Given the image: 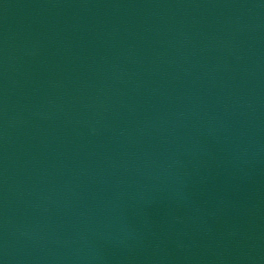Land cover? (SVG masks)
<instances>
[{
    "label": "water",
    "instance_id": "95a60500",
    "mask_svg": "<svg viewBox=\"0 0 264 264\" xmlns=\"http://www.w3.org/2000/svg\"><path fill=\"white\" fill-rule=\"evenodd\" d=\"M0 264H264V0H0Z\"/></svg>",
    "mask_w": 264,
    "mask_h": 264
}]
</instances>
